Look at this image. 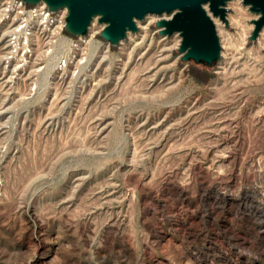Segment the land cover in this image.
Wrapping results in <instances>:
<instances>
[{
    "label": "rangeland",
    "instance_id": "obj_1",
    "mask_svg": "<svg viewBox=\"0 0 264 264\" xmlns=\"http://www.w3.org/2000/svg\"><path fill=\"white\" fill-rule=\"evenodd\" d=\"M226 7L213 66L154 14L5 73L0 264H264V29Z\"/></svg>",
    "mask_w": 264,
    "mask_h": 264
},
{
    "label": "water",
    "instance_id": "obj_2",
    "mask_svg": "<svg viewBox=\"0 0 264 264\" xmlns=\"http://www.w3.org/2000/svg\"><path fill=\"white\" fill-rule=\"evenodd\" d=\"M35 5L47 4L51 11L68 10L66 31L74 36L88 33L92 21L97 18L104 24L100 36L112 45H119L129 32H138V20L148 14L161 18L156 22L160 33L172 36L180 34L179 52L182 61H194L207 66L216 64L222 56V46L216 24L207 10L227 22L229 0H24ZM258 15L254 19L251 40L258 38L264 29V0H242ZM167 15L168 17H164Z\"/></svg>",
    "mask_w": 264,
    "mask_h": 264
},
{
    "label": "built area",
    "instance_id": "obj_3",
    "mask_svg": "<svg viewBox=\"0 0 264 264\" xmlns=\"http://www.w3.org/2000/svg\"><path fill=\"white\" fill-rule=\"evenodd\" d=\"M67 15V9L51 11L46 3L31 5L24 0H0V82L7 72L16 76L37 64L44 68L41 57H59L60 69L69 66L68 57H87L82 47L104 25L97 20L86 35L74 36L66 31Z\"/></svg>",
    "mask_w": 264,
    "mask_h": 264
},
{
    "label": "bare ground",
    "instance_id": "obj_4",
    "mask_svg": "<svg viewBox=\"0 0 264 264\" xmlns=\"http://www.w3.org/2000/svg\"><path fill=\"white\" fill-rule=\"evenodd\" d=\"M40 3H44V2H40ZM66 8H62V10H65ZM154 14H148L147 15V17L146 18H149V17H151V16H153ZM164 17H168L167 15H164ZM160 18H161V16H160ZM216 19H217V17H216ZM97 21V18H95L93 21H92V23H91V30L93 29V27L95 26V22ZM216 21V20H215ZM216 23H217V21H216ZM137 24H138V26H140V27H143L142 26V24H141V21L140 20H138L137 21ZM104 24H101V26H103ZM218 29H219V27H218ZM130 36L132 35V32H129L128 33ZM177 34L178 33H175L174 35H176L177 36ZM124 41H122V43H123ZM223 47L225 48V45H223ZM227 48H228V50H230V48L228 47V44H227ZM110 51V50H109ZM225 54V51L223 50L222 51V55H224ZM152 64V63H151ZM243 68H244V66H243ZM152 72V71H151ZM226 72V71H225ZM225 74V73H224ZM169 85V84H168ZM148 86V85H147ZM146 86V87H147ZM163 87V86H162ZM9 106V105H8ZM7 106V107H8ZM52 112V111H51ZM49 113V112H48ZM50 114V113H49Z\"/></svg>",
    "mask_w": 264,
    "mask_h": 264
}]
</instances>
